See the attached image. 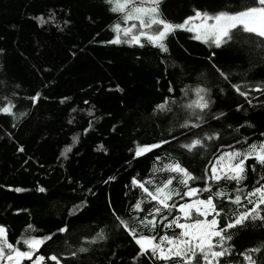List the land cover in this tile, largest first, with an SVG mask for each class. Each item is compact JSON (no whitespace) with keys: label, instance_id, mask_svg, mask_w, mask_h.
Wrapping results in <instances>:
<instances>
[{"label":"trees","instance_id":"obj_1","mask_svg":"<svg viewBox=\"0 0 264 264\" xmlns=\"http://www.w3.org/2000/svg\"><path fill=\"white\" fill-rule=\"evenodd\" d=\"M245 2L160 0L159 8L163 18L180 23L194 14L193 9L214 13L222 9L236 10ZM107 8L103 0H0V48L7 52V55H0V80L6 85L0 86V96L10 95L15 90L17 113H30V118L17 121L0 115V224L8 229L12 242L29 223L35 228L30 234L48 235L73 219L68 216V209L87 200L89 206L73 219L74 227L67 234H58L56 240L42 246L40 251L42 255L66 252L68 246L63 241L77 247L78 230L84 225H108L109 239L92 246L91 254L83 257L84 264H111L112 261L129 264L130 254L134 253L128 240L120 238L105 206L111 200L118 214L124 216L129 204L140 196V191L130 186L131 177L138 175L144 179L150 175L149 169L156 155L163 158L171 152L184 166L194 170V175L202 176L205 165L212 160L221 143L244 150L248 145L264 140L261 136L264 133V107L260 106L264 94L251 91L252 86L264 82V48L243 41L210 48L206 43L192 39L193 34L185 30H176L167 38V54H161L148 44L143 48L104 44L103 41L113 35L110 25L119 18ZM49 9L57 14L56 23L63 31L54 24L38 25L33 19L47 14ZM65 19L70 21L66 27L63 25ZM210 56L212 62L229 74V81L209 74L205 65ZM165 59L166 62L161 63ZM197 83L211 88L215 101L213 113H227L219 122L210 120V127L204 129L221 131V141L210 142L211 150H200L195 156L163 146L133 159L130 149H134V142L150 143L168 138L169 120L161 114H153L155 104L167 95H174L185 103L187 99L180 89L185 85L194 87ZM17 84L19 88L15 87ZM169 84L175 88L173 94L168 93ZM230 84L242 87L248 84L246 90L250 92L252 105L235 93ZM117 85L121 91L116 90ZM219 87L225 88L224 94L219 93ZM36 91L46 99L42 98L38 108L34 109L27 97ZM65 96L71 99L61 104L60 100ZM85 100L89 101L88 105L83 103ZM236 104L241 105L242 111H236ZM75 106L92 107L95 119L86 113L68 125L67 120ZM90 120L92 128L85 134L83 129ZM14 123L16 127H13ZM229 125L238 131H232ZM74 134L78 135V142L68 158L57 159ZM99 144L104 145L107 153L95 150ZM19 146L25 151L18 152ZM246 165L247 175L241 185L245 192L264 182L260 179L264 169L256 166L253 172L254 161L251 159ZM109 176H115L116 180L105 183ZM164 178L167 177L163 174L158 177ZM38 186L47 191H36ZM193 186L203 187L202 181L194 182ZM17 187L23 191H14ZM222 187L231 194L237 186L225 183ZM201 197L204 198L203 194ZM51 202H58L60 208L51 210ZM217 203L222 204L226 212L235 208L226 200ZM169 234H172L171 230ZM232 235L236 249L232 260L234 264H240L237 255L240 251L264 243V226L249 222L244 229L232 230ZM65 258L80 264L79 258ZM65 258H62V264ZM260 260L264 264V254ZM224 264L229 262L226 260Z\"/></svg>","mask_w":264,"mask_h":264},{"label":"snow or ice","instance_id":"obj_2","mask_svg":"<svg viewBox=\"0 0 264 264\" xmlns=\"http://www.w3.org/2000/svg\"><path fill=\"white\" fill-rule=\"evenodd\" d=\"M103 2L108 6L107 11L119 15L117 22L110 25L112 38L103 41L104 44H126L140 48L148 44L158 49L161 54H167V38L176 30H185L193 34L192 39L202 41L210 48H221L237 41L264 48V0H246L236 10L222 9L214 13L193 9L194 14L187 16L180 23H173L162 17L160 0ZM56 15L49 9L47 14L37 15L33 19L38 25L54 24L58 30L63 31L61 25L56 23ZM69 23L68 19L63 21L65 27ZM0 55H7L4 48H0ZM72 55H75V52ZM214 55L212 53V56ZM165 62L166 59L161 61ZM205 67L210 75L218 77L219 80H230L229 74L222 70V66L212 62L211 56L207 59ZM0 86L6 87L3 80H0ZM15 87L19 88L20 85ZM230 87L243 97L248 105H252V97L246 90L249 88L248 84L243 87L240 84H230ZM116 90L121 91L119 85ZM251 91L264 94V82L252 86ZM174 92V86L169 84L168 93ZM180 92L187 102L182 103L174 95H167L152 109L154 115L161 114L169 120L170 126L166 129L168 138L162 137L150 143L134 142V149H130L133 159L144 157L163 146H171L173 151H179L183 155L195 156L200 150H211L210 142L221 141V131L204 130L210 127V120L219 122L227 116L223 111L213 113L212 106L215 101L211 88L197 83L194 87L185 85ZM219 93L224 94L225 88L219 87ZM42 98L46 99L40 91H36L27 97V100L35 109ZM17 99L15 90L10 95L0 96V115H7L13 121L30 118L28 112L17 113ZM70 99L71 97H62L60 103L66 104ZM83 103L88 105L89 101L85 100ZM260 106L264 107V97ZM71 111L76 112L77 109L73 108ZM79 111H86L88 116L95 119L92 107ZM236 111H242L240 104H236ZM74 122L73 118L67 120L68 125ZM16 126L14 123L13 127ZM91 128L92 120L83 132L86 134ZM229 128L231 129L230 125ZM261 136L264 137V133H261ZM77 142L78 135L74 134L71 143L60 150L57 159H67ZM239 143L240 141H237V144ZM16 150L22 153L25 148L19 146ZM95 150L105 153L108 151L103 144L97 145ZM250 159L254 161L253 172L256 171V166L264 169V140L250 144L244 150L221 143L212 160L205 165L202 176L194 175V170L184 166L171 152L163 158L156 155L149 169L150 175L144 179L134 175L130 179L131 188L138 189L140 196L129 204L128 212L124 216L118 214L111 200L105 206L111 216V223L119 230L120 238L128 240V245L134 253L130 254L129 264H224L226 260L229 264H234L232 254L236 249L232 244V230L244 229L249 222H258L264 226V182L253 186L247 192L241 187L247 175L246 162ZM161 174L167 178L158 179ZM260 179L264 181V176ZM114 180L115 176H109L104 182ZM196 181H202L203 187L193 186ZM225 183H234L237 187L229 194L222 187ZM13 190L23 191L19 187ZM36 191L45 193L47 189L38 186ZM225 200L235 208L226 212L222 204L217 203ZM88 206V201L82 200L68 209V216L74 219ZM73 219L58 227L56 232L43 236L30 234L35 232V228L29 223L15 242H12L8 229L0 224V264H62V258L65 257L79 258L80 264H84L83 257L91 254L92 246L109 239L106 232L108 225H84L78 230L77 247H71L68 241L64 240L63 243L68 246L66 252L61 250L48 255L40 254L42 246L56 240L58 234H67L74 227ZM169 230L172 234H169ZM262 254L264 243L246 248L237 255L240 264H261ZM63 264H73V260L65 258ZM111 264H115V261Z\"/></svg>","mask_w":264,"mask_h":264},{"label":"rangeland","instance_id":"obj_3","mask_svg":"<svg viewBox=\"0 0 264 264\" xmlns=\"http://www.w3.org/2000/svg\"><path fill=\"white\" fill-rule=\"evenodd\" d=\"M74 108L77 109V111L76 112H72L71 111L70 112V118L76 119V118H79L80 116H82L83 114L87 113L86 111L85 112L79 111V109H86L83 106H75ZM0 135H1V133H0ZM49 207H50L51 210L57 211L60 208V204L58 202H51Z\"/></svg>","mask_w":264,"mask_h":264}]
</instances>
